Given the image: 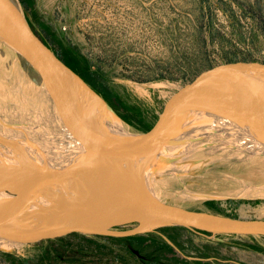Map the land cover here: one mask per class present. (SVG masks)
Wrapping results in <instances>:
<instances>
[{"label": "rangeland", "instance_id": "obj_1", "mask_svg": "<svg viewBox=\"0 0 264 264\" xmlns=\"http://www.w3.org/2000/svg\"><path fill=\"white\" fill-rule=\"evenodd\" d=\"M20 2L45 43L131 130L151 125L166 100L202 66L231 58L264 63V0ZM29 89L0 47V122L24 128L42 122L44 107ZM0 135L3 154L4 124ZM179 148L184 152L166 154L175 162H165L151 178L161 200L188 209L227 205L230 197L264 200V155ZM113 237L72 233L0 249V264H50L44 256L37 259L46 251L56 264H264V236L165 228Z\"/></svg>", "mask_w": 264, "mask_h": 264}, {"label": "water", "instance_id": "obj_2", "mask_svg": "<svg viewBox=\"0 0 264 264\" xmlns=\"http://www.w3.org/2000/svg\"><path fill=\"white\" fill-rule=\"evenodd\" d=\"M0 47L45 113L21 141L14 173L0 154L1 250L72 233L126 237L165 228L264 236V200L230 197L227 205L188 209L161 200L147 172L152 161L176 147L246 153L221 144L218 127L205 121H226L240 100L246 110L228 121L252 135L244 112L259 123L264 119V63L233 61L203 70L166 100L151 125L131 130L45 43L20 0H0ZM223 84L235 97L219 96ZM90 98L119 121L84 110L81 104ZM259 125L264 128L263 121ZM126 224L133 227L112 229Z\"/></svg>", "mask_w": 264, "mask_h": 264}, {"label": "bare ground", "instance_id": "obj_3", "mask_svg": "<svg viewBox=\"0 0 264 264\" xmlns=\"http://www.w3.org/2000/svg\"><path fill=\"white\" fill-rule=\"evenodd\" d=\"M28 88H30L29 90L31 92L33 91L30 86H28ZM220 88H226V85L223 84L222 87H219V89ZM218 94L222 98L232 97V95H233V97H235V95L230 90L222 91V92H219ZM85 103L84 104L86 105V111L91 112L92 115L99 116V117H102L105 119H112L114 121H119V119L113 115L111 117L110 115L108 116V115H105L103 112H100V110L94 104V100L92 98H90L89 100H85ZM236 104H239V106H236L233 109V112H230V113L228 112L225 114L226 117H224V118L227 119L226 121L225 120H222V121L208 120V121H205L206 122L205 124L207 126H209L210 128L211 127H215V128L218 127L217 133L215 134V138H218V140L220 141L221 144L234 146L236 149L244 151V152H246V154L248 153L247 155H249V154L250 155H256L259 153L264 154V128L261 127V125H259L260 123L262 124V121L264 124V119H262V121L259 123L257 121L256 117L247 114V112H244L247 115L246 117L251 118L248 120H250L249 123L251 124L254 133L251 135L250 133H248L244 130L236 128L235 126H233L232 124L229 123V121H228L229 117L231 116V118H234L232 115H237V112H241L242 110H246L244 105L242 104V102L240 100H237ZM41 118L43 119L44 116H40V119ZM0 124H4L5 131L7 133V136L4 135L5 137H7L6 140H5V138L2 139V140H5V142H4V144H2L3 146L1 145V147H2L1 149L3 150V148H4L3 152L5 153L7 160L5 158L4 159L8 162L9 168L13 172V171H15V163H16V159L18 157L19 149L21 147V141H23L25 136L28 134L26 132H29V128L34 129V126L33 125H30V126L27 125L26 126L24 124V126H26V128H24L20 124V126L17 127L16 123H8V122L2 121V120H1ZM23 134H25V136H22ZM2 136H3V134H2ZM173 150H178L180 152H182V151L184 152L185 149L182 150L179 147L178 148L176 147ZM173 150L163 152L162 155H160L157 159L152 161V163H151V165L147 171L149 179H151L152 177H154V175L156 173H158V170L162 167L161 166L162 163L165 164V162L167 163L170 161H174V159L172 158L171 155L169 157H168V155H166L168 153L172 154ZM67 151H70L71 153L73 151L74 154H76L77 149L76 148H73V149L70 148V149H67ZM180 152H178V153H180ZM67 154L65 152L66 156H67ZM177 163L178 162L176 159V164ZM15 186H16V182H15V177L13 174L12 178H11L10 187H11V189H15ZM2 197H5V196H4V194L2 195V193H0V200L2 199Z\"/></svg>", "mask_w": 264, "mask_h": 264}, {"label": "trees", "instance_id": "obj_4", "mask_svg": "<svg viewBox=\"0 0 264 264\" xmlns=\"http://www.w3.org/2000/svg\"><path fill=\"white\" fill-rule=\"evenodd\" d=\"M237 59L236 58H231V59H228V61H236ZM213 66V64L212 63H209V64H207V65H205V66H202L201 68H199V69H197V71L195 72V74H193V75H196L197 73H199V72H201L202 70H204V69H206V68H210V67H212ZM123 226H127V227H130V228H132L133 227V225L132 224H126V225H123ZM81 235H83V234H81ZM106 238H108V236H105ZM255 237V236H254ZM63 237H61V238H59V239H62ZM113 238H115V237H113ZM115 239H117V238H115ZM120 239V238H119ZM51 241V240H50ZM37 244H39V243H36L35 245H37ZM48 251H46V252H43V253H37V259H38V257L40 258V257H43L42 258V261H49L50 262V264H56L57 263V261H56V259H55V257H53L50 253V255H49V257H47V258H45L47 255H48ZM44 254V255H43ZM45 258V259H44ZM38 260H40V259H38ZM23 261H24V259H23ZM41 261V260H40ZM25 262H26V264H28V260H25Z\"/></svg>", "mask_w": 264, "mask_h": 264}]
</instances>
